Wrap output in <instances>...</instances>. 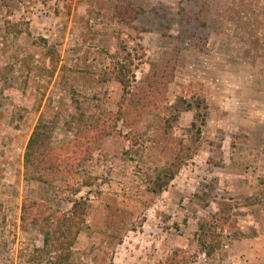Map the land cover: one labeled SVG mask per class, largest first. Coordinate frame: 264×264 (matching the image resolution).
Returning <instances> with one entry per match:
<instances>
[{"label": "rangeland", "instance_id": "1", "mask_svg": "<svg viewBox=\"0 0 264 264\" xmlns=\"http://www.w3.org/2000/svg\"><path fill=\"white\" fill-rule=\"evenodd\" d=\"M40 119L94 125L77 195L23 180ZM26 196L86 199L68 264H264V0H0V264H47Z\"/></svg>", "mask_w": 264, "mask_h": 264}, {"label": "trees", "instance_id": "2", "mask_svg": "<svg viewBox=\"0 0 264 264\" xmlns=\"http://www.w3.org/2000/svg\"><path fill=\"white\" fill-rule=\"evenodd\" d=\"M47 50L49 54L50 49ZM73 120L72 118L65 125L70 127ZM55 125L54 122L45 123L40 119L35 126L24 153L23 180L27 184H45L53 197H59L63 193L77 195L80 187L89 185L88 179L79 173V169L87 162L91 151V140L84 141L83 137L94 132V125H88L83 134L75 125L76 132L71 138L59 146H53L51 136ZM165 178L172 179V174H166ZM85 207L86 199L79 197L71 201V209L67 213H62L43 197H24L20 212L21 229L24 231L32 226L42 236V246L32 249L30 262L68 264ZM208 250L207 253L210 254L213 247H208Z\"/></svg>", "mask_w": 264, "mask_h": 264}]
</instances>
